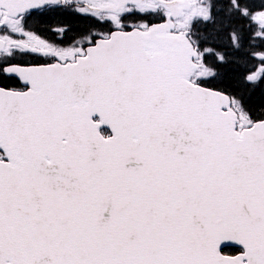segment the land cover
Segmentation results:
<instances>
[{"label": "snow or ice", "instance_id": "6c2138e0", "mask_svg": "<svg viewBox=\"0 0 264 264\" xmlns=\"http://www.w3.org/2000/svg\"><path fill=\"white\" fill-rule=\"evenodd\" d=\"M0 264H264V0H0Z\"/></svg>", "mask_w": 264, "mask_h": 264}]
</instances>
